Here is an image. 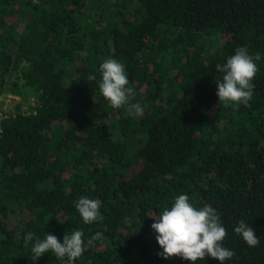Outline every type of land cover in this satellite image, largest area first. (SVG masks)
<instances>
[{"label":"trees","instance_id":"obj_1","mask_svg":"<svg viewBox=\"0 0 264 264\" xmlns=\"http://www.w3.org/2000/svg\"><path fill=\"white\" fill-rule=\"evenodd\" d=\"M8 93L0 264H264V0H0Z\"/></svg>","mask_w":264,"mask_h":264},{"label":"built area","instance_id":"obj_2","mask_svg":"<svg viewBox=\"0 0 264 264\" xmlns=\"http://www.w3.org/2000/svg\"><path fill=\"white\" fill-rule=\"evenodd\" d=\"M12 99H15V100H19V98L16 96V95H13V94H6L5 96H0V121L3 117V112L5 111V109L7 107L10 106V103H12ZM31 107H34L35 106V102L33 100V98L31 99ZM27 106H24L22 107V109L26 110Z\"/></svg>","mask_w":264,"mask_h":264}]
</instances>
